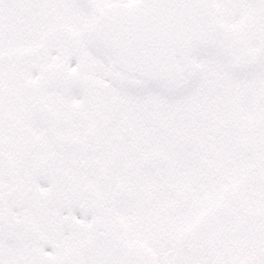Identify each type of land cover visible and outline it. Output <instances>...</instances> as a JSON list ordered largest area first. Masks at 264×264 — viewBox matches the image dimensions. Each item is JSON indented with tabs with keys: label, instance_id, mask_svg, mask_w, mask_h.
I'll use <instances>...</instances> for the list:
<instances>
[{
	"label": "snow or ice",
	"instance_id": "snow-or-ice-1",
	"mask_svg": "<svg viewBox=\"0 0 264 264\" xmlns=\"http://www.w3.org/2000/svg\"><path fill=\"white\" fill-rule=\"evenodd\" d=\"M0 264H264V0H0Z\"/></svg>",
	"mask_w": 264,
	"mask_h": 264
}]
</instances>
